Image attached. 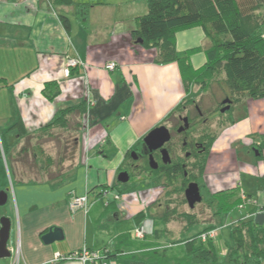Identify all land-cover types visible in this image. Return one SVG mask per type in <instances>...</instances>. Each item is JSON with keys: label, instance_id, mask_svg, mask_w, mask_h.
Here are the masks:
<instances>
[{"label": "crops", "instance_id": "0c3cea01", "mask_svg": "<svg viewBox=\"0 0 264 264\" xmlns=\"http://www.w3.org/2000/svg\"><path fill=\"white\" fill-rule=\"evenodd\" d=\"M145 1L73 0L88 6L83 24L73 6L50 0H0V191L8 189L6 205H11L0 208V217L11 223L7 246L11 258L0 259V264H50L56 254L68 256L84 248L110 254L119 249L137 252L130 257L112 256L117 264H197L183 257L176 243L192 235V230L177 232L167 223L165 234L153 233V216L164 213L155 210L158 202L142 203L134 192L114 200L112 187L121 184L117 176L128 163L126 154L153 129L167 128L170 114L195 99V86L183 82L178 64H156L155 50L132 41L134 19L145 14ZM62 17L68 20V28ZM206 41L198 26L175 34L176 50L192 51L188 59L192 70L206 62ZM68 59L81 65L65 76ZM110 63L115 64L114 70H105ZM47 83L56 84L47 94L59 91L52 102L43 93ZM80 103L86 107L83 126L72 157L62 163L67 168L64 175L21 180L16 166L9 172L3 149L35 136L56 110ZM233 110L232 123L217 131L213 125L208 127L216 138L205 159L201 185L208 192L237 187L247 201L213 220L218 226L214 242L219 259L211 264H227L226 252L234 246L233 223L250 220L264 228V99L246 98ZM18 120L26 136L13 129ZM139 177L138 183L144 181L143 174ZM101 191V200L91 197ZM84 195L87 211L72 213L71 198ZM233 213L234 218L222 222ZM103 217L110 222L102 225ZM55 227L61 229L63 239L44 245L41 237ZM139 228L145 230V238L133 235ZM126 230L136 240L122 246ZM158 249L164 250V256L154 254Z\"/></svg>", "mask_w": 264, "mask_h": 264}, {"label": "trees", "instance_id": "16d2710c", "mask_svg": "<svg viewBox=\"0 0 264 264\" xmlns=\"http://www.w3.org/2000/svg\"><path fill=\"white\" fill-rule=\"evenodd\" d=\"M50 1L55 5L73 6L79 21L83 24L86 23L87 5L75 4L73 0ZM146 5V14L134 19V28L130 36L132 41H140V44H138L143 49L156 51L154 63L159 65L178 64L185 84L190 83L192 80H197L199 77L210 78L220 68L221 73L224 75L223 83L225 88L233 96V105L241 103L246 98L254 100L264 99V0H146ZM61 20L65 28H68V20L64 17ZM197 26L202 28L207 39L211 38L210 46L204 50L206 63L202 68L197 70L198 72L193 71L188 63L189 55L192 51L178 52L175 45V34L177 32ZM55 86L56 84L54 83H47L43 89L44 95L51 102L58 96L59 91L56 88V91L54 90L51 95L47 94L46 91L51 87L55 89ZM85 111L86 107L84 103L60 108L56 110L49 122L39 129L35 136L51 135L56 130L78 134L80 127L77 125H74L75 129L71 127L69 123L70 118L73 115L82 118L85 115ZM173 114L170 115L172 116ZM226 114L228 115V113ZM229 122L232 123V120ZM203 126L201 136L198 137V139L205 142L203 143L205 151L200 154L203 160L197 161L191 167V170L193 172L195 170V173H197L195 174L197 178L202 176L206 156L216 138V135L208 130V124H204ZM14 128L19 131L20 137L26 136L21 120H18L13 125ZM28 138L30 137H25V139ZM78 138L79 136H76L73 139L72 149L74 150ZM174 141L175 139L173 138L171 143ZM140 144L143 143L141 142ZM29 147L27 145L23 146L17 154L18 157L23 158L24 162H27L29 159ZM175 152L172 154V157L176 155ZM130 153L126 154L127 158ZM32 156L33 163L37 162V153H34V150L32 151ZM66 160V158H61L58 161L61 166L59 168L61 173L48 180L64 175L67 168L64 169L62 163ZM47 161L49 164L52 163L50 157L47 158ZM195 166L196 168L194 169ZM161 169L155 171L145 166L139 174L151 176L152 179L150 180L153 181L154 179H158L159 176L166 177V180H171L180 172L178 168L172 165L165 166L163 170ZM125 170L126 166L123 171ZM180 170L186 176L190 177L192 175L187 174V166ZM162 171L165 172L161 173ZM184 173H182L183 177L185 176ZM132 174H128L129 180ZM192 177H194V174ZM126 184H118L112 187L116 189L115 196L121 197L124 194L132 193L124 191L125 188L123 190L118 188L119 185L124 187ZM185 187L183 186V189ZM199 191L202 196L201 203H205L214 219L220 215L230 214L237 208H241L243 203L247 201L246 197H240L237 187L209 193L202 185H199ZM101 192L95 195L92 194V196L97 200L101 199L100 196L103 194ZM182 201L185 203L184 198ZM105 203L106 201L103 204L105 205ZM167 207L160 218L156 219V221L152 220L153 233H166V213L168 214L167 210L169 209ZM180 217L181 220L187 223L185 224L186 228L192 225L189 229L193 233V235L176 242L181 246L180 250L183 253V257L191 259L197 264H211L217 261L219 259L218 249L214 242L216 235L214 238H209L208 234L216 231L218 226L214 223H208L204 227H199L200 224H205L206 222L199 223L196 217L188 212L180 213ZM158 226L164 227L157 229L156 227ZM193 229H196V234H194ZM131 233V231L128 232L127 230L123 233L122 246L125 242L136 240V237H133ZM133 235H135V230ZM202 236H206V238L203 239ZM231 236L234 246L226 252L227 264H262L264 262L263 227L258 226L250 220H239L231 225ZM142 237L145 238V234ZM159 250L154 251V254L158 255V257L164 256V250ZM132 251V253H127L125 250L119 249L118 252L113 254H110L107 250L97 252L107 259H111L112 256L130 257L137 254L136 251Z\"/></svg>", "mask_w": 264, "mask_h": 264}, {"label": "rangeland", "instance_id": "374dc122", "mask_svg": "<svg viewBox=\"0 0 264 264\" xmlns=\"http://www.w3.org/2000/svg\"><path fill=\"white\" fill-rule=\"evenodd\" d=\"M145 7L147 9L146 1H145ZM145 7H144V9H145ZM146 12H147V10H146ZM146 12H145V14H146ZM210 42H211V38L207 39L205 49L210 46ZM205 59H206V57H205ZM193 71H197V70H193ZM223 76L224 75H223V73H221V69L219 68V70H217L210 78L199 77V78H197V80L190 81V84H193L195 86L194 87V92H195L194 98L195 99H193V100L190 99L189 102H184L183 104H181L182 106L178 107L179 110L174 112V114L170 118H168L167 124L174 122L178 115L184 116L187 109L191 110L194 107V105H196V106H199V108L203 112V114H202L203 118L209 117V114L214 115V118L212 120H210V122H207L209 127H212V125H213V127L216 128V129H214L216 131L218 128L221 129V128L225 127V123H229V120H232V118L234 116L232 112H234L233 108L235 105L232 104L233 96H231V94L225 88V85L223 83ZM226 100L230 101V105H229L230 111L229 112L225 111L224 113H220V111L227 106V104H223V102ZM181 108H183V109H181ZM226 113H228V115ZM230 113H232V117H230V115H229ZM203 118H201L199 121L200 124L198 126V129H195L193 131L192 135L195 136V140H198V137L201 136V132L203 131V127H204L202 124ZM83 121H84L83 116H82V118H79L78 116L73 115L70 118L69 123H70L71 127L74 128V125H77L81 129L83 126ZM89 122L90 121L88 120V123ZM205 129H207V128H205ZM79 133H80V131L78 132V134L77 133L74 134L73 132L70 133V132H62V131L56 130V131L52 132L51 135L45 134V135H41L40 137H38V136L37 137L35 136L34 138L30 137L28 139H23L21 142L16 143L15 145L8 146L10 148L7 147V149H3V158L5 159V162L8 166L9 172L12 173V167L11 166L14 165L17 167V169L20 170L19 178L21 180L22 179L23 180H29L32 178H34V179H49L53 176L58 175L59 173H61L59 170V168H61V166L59 165L58 161L61 158L69 159L72 157V155L74 153V149H72L73 148V139L76 136L78 137V135H80ZM35 135H37V133H35ZM174 138H175V142L180 143V140L178 137H174ZM26 145L30 146L29 147L30 155H29L28 161L24 162L23 158L18 157L17 154H18V152H20V149L23 146L25 147ZM33 150H34V153H37V156H36L37 162H35V163H33L32 159H31V158H33V156H32ZM0 152H1V150H0ZM175 153L180 157V159L184 158L183 152L180 153V151L177 150ZM48 157H50L52 160L51 164H49L47 161ZM195 157H193L191 159V160H193L192 161L193 165L196 164L197 161L200 162L203 160V159H201L202 155H196ZM128 162H129V158H128ZM183 162L185 164L184 160H183ZM196 166L194 167V169L196 168ZM191 167H192V165H190V167H189L190 169L187 170V174H192V175L194 174V177H192V175L190 177L188 175L187 176L185 175L183 177L182 173H184V172H182L180 170L181 169L180 168L179 169L180 172H178V175L174 179L166 180V177L163 178V176H161V177L159 176L158 179H154L153 181H151L150 180V179H152L151 176L143 175L145 177L144 181H142L140 183H138V181H136L137 180L136 178H138V179L140 178L139 177L140 174L139 173L136 174L137 172H133L134 175L133 174L131 175L129 182L124 187L119 185L118 188L123 187V188H125L124 191L132 192V193L134 192L139 199L141 198L140 200L142 201V203L147 204L150 201L158 202V203H156V206L154 208H155V210L158 209L160 212L161 211L165 212V209L168 206L167 207V208H169L167 210L168 214L166 213L167 223L172 224L171 227H173L175 229L174 231L179 232L182 228H184V229L186 228L185 224H187V223H185L183 220H181V217H180V213H183V212H188V213L194 215L199 223H205L206 222L205 224L199 225V227H204L208 223L209 224L213 223L212 220H214L211 211L206 207L205 203L202 202V203L196 204L192 210H189V207H188L186 201H185V203H183V201H182L184 198V191L189 184L195 183L198 186L202 184L201 177H199V178L195 177V174H197V173H195L194 169H193L194 170V172H193L191 170ZM124 168H125V166H123L121 168V171H123ZM64 169H65V167H64ZM164 179H165V181H164ZM7 184L9 186L8 181H7ZM183 186H186L185 189H183ZM163 191H164V193H163ZM215 192L213 190H211V191L209 190V193H215ZM132 193H128V194L131 195ZM91 197H93V196L91 195ZM99 200H101V199H99ZM184 200H185V198H184ZM102 202H103V200H102ZM4 208L10 209L11 205L7 204L5 207L2 208V210H4ZM112 215L113 214L111 213L110 217H112ZM234 215H236V214L233 213V214H231L230 217L227 216V218L224 217V219L221 217L222 218L221 220H222V222H226V221L228 222L229 219L234 218ZM152 219H154L156 221V219H158V217L156 218L153 216ZM108 222H110V220L108 218L103 217L101 219L100 223L102 225L103 224L106 225V224H108ZM150 225H152V224H150ZM191 226H189L188 228H191ZM162 227H164V226H162ZM143 228H139L138 230H141L144 234L145 230ZM193 231H194V234H196V229H193ZM143 234H142V236H143ZM192 235H193V233H192Z\"/></svg>", "mask_w": 264, "mask_h": 264}, {"label": "flooded vegetation", "instance_id": "af4514ba", "mask_svg": "<svg viewBox=\"0 0 264 264\" xmlns=\"http://www.w3.org/2000/svg\"><path fill=\"white\" fill-rule=\"evenodd\" d=\"M202 114L203 112L201 111L199 106L194 105V107L191 110L188 109L186 110L184 116L178 115L174 122H171L170 124L167 125L171 139L166 145H164V148L167 150L170 158L169 164H163L161 162L160 151L147 153L143 147V144H141L139 147L133 150L134 153L133 157L131 156L132 152L129 154L128 157L129 162L126 165V170L124 172H127V174L133 172L139 173L143 168H145V166L149 167V155H151L154 161L157 163V169L155 171H158L160 168H162L161 170H163L165 166H171V165L173 167L175 166L178 169L180 168L184 169L185 166H187V169L189 170V166L193 165L192 161L190 160L196 155H200L205 151V145H203V143L205 142L200 139L195 140L194 139L195 136L192 135L193 131L195 129H198V126L200 124L199 121L201 118H203ZM213 118L214 115L209 114V117L203 118L202 124L203 125L207 124V122H210V120H212ZM183 119H186V122H184ZM180 128H182V131L178 132ZM174 137H178L180 143L175 141L171 143ZM177 150L180 151V153L182 152L184 153L183 156L184 158L180 159V157L177 154L174 155V157H172L174 151ZM183 160L187 163L184 164ZM163 172L165 171H162L161 173ZM184 175L186 174L184 173Z\"/></svg>", "mask_w": 264, "mask_h": 264}, {"label": "water", "instance_id": "95a60500", "mask_svg": "<svg viewBox=\"0 0 264 264\" xmlns=\"http://www.w3.org/2000/svg\"><path fill=\"white\" fill-rule=\"evenodd\" d=\"M140 44V41H138ZM223 104H227L220 113H224L229 110L230 101L226 100ZM186 122V119H183ZM182 128L178 130L181 132ZM171 139L168 129L164 126L153 129L149 132L143 139V147L147 153H152L155 151H160L161 162L163 164H169L170 158L167 150L164 148ZM133 152L131 156L133 157ZM149 167L151 170L157 169V163L154 161L151 155H149ZM129 180V175L127 172H121L117 176V182L121 184L127 183ZM8 189L0 191V208L4 207L7 203ZM184 198L189 207L193 209L196 204L201 203L202 197L200 195L199 187L195 183H191L187 186L184 191ZM11 223L10 220L6 217H0V259H9L11 258V253L7 249L9 235H10ZM63 239V233L59 228H50L46 234L41 237V241L44 245L52 244L56 241H61Z\"/></svg>", "mask_w": 264, "mask_h": 264}, {"label": "built area", "instance_id": "2783aa9c", "mask_svg": "<svg viewBox=\"0 0 264 264\" xmlns=\"http://www.w3.org/2000/svg\"><path fill=\"white\" fill-rule=\"evenodd\" d=\"M78 65H81V62L77 59H68L66 62V66L64 69V75L68 76L70 68H75ZM115 68L114 63L107 64L105 66V70L107 71H112ZM114 200L118 201L120 200V197L114 196ZM107 203H105V206H107ZM88 209V197L87 195L77 197L73 196L69 202V210L74 213L77 211H84L86 212ZM140 231V232H139ZM143 232L141 230H136L135 231V236L138 238L142 237ZM216 235L215 231H212L208 234L209 238H214ZM203 239L206 238V236H202ZM63 260H76L79 261L80 264H117L114 260L112 259H107L103 255H100L97 251H91L86 248L73 252L69 254L68 256H61L59 254H56L53 260H51L49 263H57Z\"/></svg>", "mask_w": 264, "mask_h": 264}]
</instances>
